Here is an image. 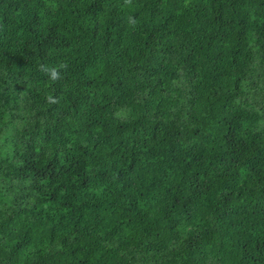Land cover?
<instances>
[{
  "label": "trees",
  "instance_id": "16d2710c",
  "mask_svg": "<svg viewBox=\"0 0 264 264\" xmlns=\"http://www.w3.org/2000/svg\"><path fill=\"white\" fill-rule=\"evenodd\" d=\"M0 264H264V0H0Z\"/></svg>",
  "mask_w": 264,
  "mask_h": 264
},
{
  "label": "clouds",
  "instance_id": "9594fccd",
  "mask_svg": "<svg viewBox=\"0 0 264 264\" xmlns=\"http://www.w3.org/2000/svg\"><path fill=\"white\" fill-rule=\"evenodd\" d=\"M131 0H125V4H130ZM58 77V73L55 70H52V78L56 79Z\"/></svg>",
  "mask_w": 264,
  "mask_h": 264
}]
</instances>
